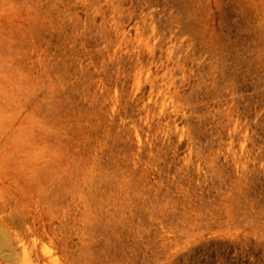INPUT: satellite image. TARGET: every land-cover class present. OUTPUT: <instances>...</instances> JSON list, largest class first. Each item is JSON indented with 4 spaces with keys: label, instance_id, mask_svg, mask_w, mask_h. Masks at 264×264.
<instances>
[{
    "label": "rangeland",
    "instance_id": "1",
    "mask_svg": "<svg viewBox=\"0 0 264 264\" xmlns=\"http://www.w3.org/2000/svg\"><path fill=\"white\" fill-rule=\"evenodd\" d=\"M0 264H264V0H0Z\"/></svg>",
    "mask_w": 264,
    "mask_h": 264
},
{
    "label": "built area",
    "instance_id": "2",
    "mask_svg": "<svg viewBox=\"0 0 264 264\" xmlns=\"http://www.w3.org/2000/svg\"><path fill=\"white\" fill-rule=\"evenodd\" d=\"M177 226L178 225H176V227H174V229L170 233V234H173V238L170 237L171 239H174V236H176L177 233H179V230H182V229L184 230V229L188 228V226L182 225V224H179L178 227ZM155 247L157 249L156 251L159 252V254L164 255L167 258L165 260V261H167L169 258L173 257V254L175 252H177L178 250H182V248H185L186 243L185 242L170 241V243L169 242L158 243L155 245ZM159 254H157L155 256L158 257ZM162 261H164V260H162Z\"/></svg>",
    "mask_w": 264,
    "mask_h": 264
},
{
    "label": "bare ground",
    "instance_id": "3",
    "mask_svg": "<svg viewBox=\"0 0 264 264\" xmlns=\"http://www.w3.org/2000/svg\"><path fill=\"white\" fill-rule=\"evenodd\" d=\"M125 250V249H124Z\"/></svg>",
    "mask_w": 264,
    "mask_h": 264
}]
</instances>
